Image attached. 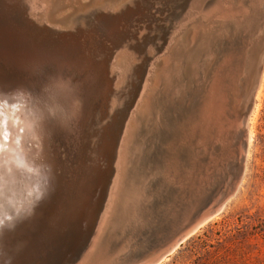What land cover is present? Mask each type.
I'll list each match as a JSON object with an SVG mask.
<instances>
[{"label": "bare ground", "instance_id": "6f19581e", "mask_svg": "<svg viewBox=\"0 0 264 264\" xmlns=\"http://www.w3.org/2000/svg\"><path fill=\"white\" fill-rule=\"evenodd\" d=\"M120 1H123V0H120ZM237 1L238 0H217L216 4H215L216 0L215 1L211 0V1L205 2V3H203L202 1H198V2H194L193 4L192 3L189 4L190 7L187 4L188 2H186L181 8L182 12L180 13L179 17H182L184 15V13L186 11V7H187V11L189 9L188 14H186L187 17L190 13V19H189V23H187V28L185 29L184 27H182V28H184L183 30L181 29L182 31L177 30L175 33H173V35L171 34L170 37H172V38L170 39V44L168 45V47H166L165 51L163 52L165 54L163 55V53H162L161 58L158 61H155L152 65H150L149 71L146 74H144L142 76V75H139L140 73H138V77L135 80H131L132 76L129 75L130 64H129L128 60L126 58H124L123 55H116L114 58V62H113L112 66L113 67H120V69H123V70H120L115 81H118V85L124 84L126 86V87H124L126 90L124 92V94H125L124 101H126V103H123V101H121V104L120 103L118 104V102H116L115 100L112 101L111 98L110 99L107 98L105 100L101 99L99 101H95L94 103H92L90 106L91 107L90 113H89L90 116L88 117V125L89 126L86 127V131L83 134H82V120L84 117L83 116L84 112L86 111V109H84V108H86V107H85V104L83 105L84 101L82 100L81 96L79 94H77L76 92L72 91V85H70L68 83L69 82L68 80H70L69 78L63 79V77H65V76H61V77L60 76H56V77L52 76L51 82H48V84L46 86V87L50 88L47 90V93H45V94L41 93L37 89L36 90L37 92H35V94L31 95L30 100L19 96L20 94H18L17 96H14L12 98L10 96L6 97L2 93V90H0V96L3 97V103H2V105H0V108H2V111H3V119H4L5 128L7 129V128L11 127V128H15V129H19V128L25 129L23 134H20L19 132H17V134L13 138V140H11L10 142L3 145L5 152H4L3 159L0 160V219L3 220V223L5 225L6 224L7 225L13 224L15 222L16 218L19 217L20 215H26L27 213L32 212V211L34 213L38 214L45 205H49L50 202H46L45 204H43V201L48 196L47 188H48V186H50L51 192L53 195L54 191L56 189L55 186L58 185L57 177H54V175H53V165H55V164L57 165L59 163L58 162L59 158L57 155H54L55 158L52 157L53 147H51V145H53V143L54 144L57 143L59 147L61 145L62 146L65 145V143L67 144L66 147L75 145L76 149H78V151H79L78 156L81 157V161L84 160L89 167V171L92 175V177H91L92 181L93 182L95 181V183H96L95 187L99 188L101 190L104 189L105 191H109V193H110L109 196L107 195L108 196V201H107L108 203H107L106 210L104 213V219H103L102 224H101V230L103 232V235L105 233H107V246H108L107 250H106L108 252V254H107V256L104 257L105 258L104 264H117L118 261L119 262L121 261L123 264H156L159 261H161L160 264H162L164 261H166L168 256L176 253V251L180 248V246L191 235L196 233L200 228L204 227L212 218H214L216 215L221 213L224 210V208L226 207L229 200L232 198V196L236 192L238 186L240 185L242 171H243V169H245L244 167H245L246 155L248 152L249 138H248V134H247V130H246V122H247L248 115H244L243 111L238 112V114L236 115V120L232 123L233 127L230 126V127H232L231 128L232 130H230L232 132H230V131L225 132L226 134L227 133H233L234 136L238 137V140L235 144V149L234 148H233L234 150L230 149V150H233V154H232L231 159H232L233 163L236 164V171L238 168L237 176L235 178H232V180L230 181V185H229L228 189L226 191H224L220 197L217 196L218 198L216 200H214L213 202L205 203V204H200V205L196 204L192 210H189L190 213H187V214L185 213L182 216L183 218H181L180 220L174 221L173 225L171 227H169V229H168L169 231L167 232V234L163 235L162 240L156 246L151 247V248L147 247V245L145 243H142V242L131 243L132 240H130L131 237L138 235L135 233L141 232V230L138 229V225H139L138 222L142 221V218L141 217L136 218V216L133 212L135 205H136V202L138 200L137 191L139 189L138 190L136 189V187H138V186H136L137 185L136 182L139 181V180H137V179H139V177L136 179L137 181H135V180L132 181L130 179L131 173H130L129 166L132 164V160H134V159L131 160L133 152L136 149H138V151L140 150V148H137V146L141 144V143L139 144L138 139L143 138V137L139 136V134H140L139 129H141V125H142V127L147 125V123L149 121L148 118L150 117V115H152L153 110L157 109V108L154 109V105L156 103L155 98L150 96L151 95L150 92H151L153 86L155 84L156 85L158 84V86H160V85L166 86L169 83V85H167L166 87H169L168 93H170L169 90L172 93V90H174V89H172V85L175 81V80H173V78H174V76L178 77V75L183 72L182 71L183 68H185L184 76H183L184 80H186V78H188L189 74L191 76L193 74L192 78L195 79L194 74H196L197 72L200 71V69H202V67L199 66L200 67L199 71H196V73H194V69H195L194 67H198V66H196V63L198 62V60L200 61V58H202V56L203 57L206 56V54L208 53L209 50L213 51L210 48H208L209 50L207 48H206V50H204V47L205 46L211 47L210 45L216 40L217 35H218L219 31L221 30L222 26L227 24L226 29L228 28L229 30H233V31L235 29H237L236 25H239V24L241 25V23H239V22L243 19V16L244 17L247 16V15H241V14H245L247 11H250L249 10L250 8L247 9V11L244 9L241 10L240 8H242V6H240V8H238V5H237L238 2ZM250 1H252V0H244V4H247V3L249 4ZM257 1L260 2L262 0H257ZM47 2H49V0H32L31 12L33 13L36 11H43V9L47 10L48 5H49V4H46ZM97 2H99V0H95L93 2L92 6H95ZM251 4L253 5L254 3L252 2ZM253 7L256 8V6H253ZM260 8L262 9L261 6H260ZM254 10H256V9H254ZM257 12L258 11H256V13ZM260 12H262V11H260ZM256 18L258 19L259 17L257 16ZM262 18H264V17H262ZM262 18H259V19L261 20ZM236 19L240 20L239 22H237L239 24L234 23ZM229 21H231L230 23H234V24H230ZM247 21L249 22L250 19L248 18L246 20V22ZM263 23H264V21H263ZM242 24L244 25V22ZM259 25H261V24H259ZM259 25L255 27L256 29L254 28L255 31H257V27H259ZM249 26H250V24H249ZM254 26H255V24H254ZM244 27H245V25H244ZM251 27H252V25H251ZM251 27L248 28L249 33L254 32V31L250 32V30H254L253 28L250 29ZM228 29L225 31H228ZM258 29H260V28H258ZM239 32H240V30H239ZM239 32H238V34H239ZM254 33H252V34H254ZM228 34H232V32L228 33ZM230 36H232V35H230ZM228 41H231V40H228ZM208 44H210V45H208ZM219 46H220V44H219ZM230 46H232L231 43H230ZM216 47H218V45H216ZM217 49H220V47ZM213 53H215V55H216L217 52L213 51L212 54ZM215 59H217V58H215ZM244 59H245V57H244ZM203 60H201V61H203ZM206 60L207 59H205V62H206ZM217 61L221 62V60H217ZM224 61L227 62V60H224ZM238 63H240V62H238ZM206 64H207V62H206ZM187 66H190V68H193V69L190 70V68L188 69ZM203 66L208 68L209 65L207 64L206 66L205 65H203ZM180 70L182 71L181 73H179ZM212 71H213V69H212ZM239 73H240V71H239ZM202 74H205V73L202 72ZM213 74H215V73H213ZM224 74L222 73V75H224ZM196 75L198 76V74H196ZM206 75H208V73ZM239 75H241V74H239ZM191 76H190V78H191ZM207 77H206V79H207ZM210 77L211 76H209V78ZM214 77H212L213 79H207L208 81L212 80L210 83H208V81H206L204 79V81H206L208 84H206L207 87L204 86L205 87L204 92H203V89H200V90H202L203 94H199V96L201 95L203 97L200 98L201 99L200 101L196 100L199 102L198 103L199 105L197 104L199 107L196 106L197 107L196 108L195 106H193L194 108H196V110L193 109L195 112H193V113L191 112L192 116L189 114L191 116V118L194 120L192 124H195L194 126H196V125L198 126L199 132H200L199 134L202 137H206L207 135H209V133H211L212 135H215V134H218V132H220L218 134V136H216V137H219L221 135L220 130H223L222 124H223L224 118L226 117V116L225 117L223 116V110H222L223 104L221 105L222 99H224V98L222 95H220L221 93L218 94V92H220L218 87L220 88V86H221V85L219 86V80H221V79L219 77H217L219 79H216ZM222 77H224V76H222ZM229 77H232V76H229ZM181 78H182V76H181ZM181 78L178 77L177 79L178 80L180 79L179 81H181ZM197 78H196V80L201 79V78H198V79ZM177 81H176L175 85H178V84L180 85L181 82L179 83V81L178 82ZM230 81H231V79H230ZM40 82H42V81H40ZM185 83H188V82H185ZM183 84H181V85H183ZM202 85H205V84H202ZM234 85H235V83H234ZM180 86H177V87L175 86V87L179 88ZM42 87L44 88V86H42ZM197 87H198V85H197ZM221 87H223V86H221ZM199 88H197V90ZM223 88H222V91H223ZM44 89H47V88H44ZM224 89H226V88H224ZM236 89H238V88H236ZM166 90H167V88H166ZM185 90H186V87H185ZM197 90H195V91H197ZM192 91H194V90H192ZM224 91H227V90H224ZM16 92L17 91H15L13 93H16ZM175 92H174V97H175ZM177 92H180L179 93L180 95L183 94V93H181L180 90ZM185 92L188 95L187 98H194L195 97V96L193 97V95H195V93L194 94L192 93V97H191V96H189L187 91H185ZM155 93L156 92H154V94ZM189 93H191V91ZM200 93H201V91H200ZM165 94H167V93L165 92ZM226 94H228V93H226ZM226 94H223V95H226ZM5 95H7V94H5ZM220 96L222 97V99L220 98ZM226 96H229V95H226ZM174 97H172V99ZM197 97H198V95H197ZM181 99H182V97H181ZM184 99H186V98H184ZM229 99L230 98L228 97V100ZM117 100H119V99H117ZM166 100H169V98H167ZM227 101L225 102V100H224L225 103H227ZM111 102H112V105H114V106H111L110 110L112 108H115V110L114 109H113L114 111L112 110L113 115L111 116L112 122L110 121L111 122V125H109L110 128L102 129V131L97 133V135L95 136L96 138L93 139L92 128L94 125L99 124L100 120L103 117L102 114H99V111H101V110L105 111V110L109 109V104ZM115 102L117 105L115 104ZM170 102H171V104H173L175 101H173V103H172V101H169V103ZM184 102L186 103V100H184ZM184 102H182V103H184ZM188 102H189V100H188ZM194 102L195 101H193V105H194ZM244 103H245V99H244L243 104ZM174 104H176V103H174ZM243 104L241 107L242 109L244 108ZM159 106L160 105L158 104V108L161 109L162 104L160 107ZM175 106L177 107V105H175ZM175 106H173V107H175ZM190 106H192V105H190ZM230 106L231 105H229V107ZM155 107H156V105H155ZM180 108L183 109V107H180ZM132 109H133V111H132ZM143 110H147L148 114L146 115V111H145L144 112L145 116L140 117L141 114L139 112H141ZM174 111L178 112V110H174ZM231 111H233V110H231ZM156 112H158V109ZM179 112H180V110H179ZM187 112H189V110ZM110 113H111V111H110ZM97 114H99L98 119H97ZM177 114H179V113H177ZM181 114L183 115V113H181ZM184 114H186V112ZM105 115H106V112H105ZM158 119H159V117H158ZM167 119L168 118H166V120ZM178 119H181V117L177 118V120ZM151 120H152V118H151ZM183 120H184V118H183ZM186 120H187V118L184 120V123H186ZM158 121L160 122V120H157V122ZM167 121H169V120H167ZM150 123H152V122L150 121ZM229 123H230V121H229ZM172 124L175 125L174 123H172ZM186 124H189V122ZM157 125L159 127V124H157ZM190 125H191V123H190ZM227 125L229 126V124H227ZM149 126H150V124H149ZM151 126H155V125H151ZM176 126H177V124H176ZM228 126H226V127H228ZM100 128H102V126ZM170 128L172 129V127H170ZM178 128H180V127H178ZM194 128H196V127H194ZM150 129H152V128H150ZM183 129H184V127H183ZM152 130H154V129H152ZM189 132H191V131H189ZM152 133H154V132H152ZM152 133L150 135H152ZM157 135H158V133H157ZM192 135H194V134H192ZM192 135H190V136H192ZM138 137H140V138H138ZM194 137H195V135H194ZM227 138L229 139L231 137L224 135L222 138V141L224 143H227L228 142ZM204 139L208 140L209 138L206 137ZM145 140H146V137H145ZM198 140H197V142L203 143V141H198ZM173 141H175V140H173ZM210 141H211V139L209 140V142ZM220 141H218V142H220ZM231 141H232V138H231ZM145 143L142 142V144H144V145H145ZM165 143H169V142L167 141ZM210 143H211L210 145H212V143H214V141L210 142ZM224 143L222 144V146L224 145ZM141 145L139 147H141ZM144 145H142V146H144ZM178 145H180V144H178ZM178 148H180V147H178ZM56 149L58 150V147ZM169 149H171V148H169ZM143 150H145V149H143ZM150 150L152 151V149H150ZM186 151L188 152V150H186ZM192 152H193V150L191 152H188V154L192 153ZM195 152H197V151H195ZM171 153H173V152H171ZM137 154H139V153H137ZM137 154H134V157ZM68 155L70 156V152ZM167 155H168V153H167ZM169 155H172V154H169ZM178 155L179 154H177V156ZM169 157H171V156H169ZM189 157L190 156L188 155V158ZM139 158L140 157H138V159ZM181 158H182V156H181ZM216 158H217V156H216ZM177 159H179V158H177ZM191 159H192V157H191ZM193 159H195V158L193 157ZM218 159L220 160V157H218ZM173 160H176V159L174 158ZM221 160H223V159L221 158ZM93 161H94V163L91 164V162H93ZM177 161L178 160H176V162ZM101 162H103L106 165V168H103L101 166V164H100ZM153 162H154V160H153ZM184 163L187 165L186 162H184ZM164 164H166V163L164 162ZM151 165H152V163H151ZM159 165L160 164H158V166ZM186 165H184V166H186ZM136 166L138 167L139 165H136ZM147 166H148L147 168H149L150 165L148 164ZM168 166L170 167V165H168ZM132 167H133V165H132ZM164 168L166 169V167H164ZM190 168H187V169L192 170L193 167H190ZM144 169H146V168H144ZM133 170H131V171H133ZM139 170H140V168H139ZM156 171H158L157 168H156ZM159 173H161V172H159ZM152 174H150V175H152ZM137 175H143L144 176V174H137ZM145 175H148V174H145ZM160 175L163 176V174H160ZM153 176H155V175H153ZM182 177H184V176H182ZM135 178H136V176H135ZM149 178H151V177H149ZM165 178H163V180ZM153 179H156V178H153ZM76 180L77 179L74 180V183L72 184V188L76 187V185H77ZM141 180H143V179H141ZM165 180H167V179H165ZM144 181L147 183V181H150V180L148 179L146 181V178H145ZM144 181H142V182H144ZM153 184H156V183H153ZM142 185H143V183H142ZM177 185L179 186L180 184H177ZM161 187L164 188L163 185H161ZM172 187H174V186H172ZM139 188H142V187H139ZM166 188L167 187H165L164 189L166 190ZM180 189H181V187H180ZM180 189H178V190H180ZM147 190H149V189H147ZM141 191H142V189H141ZM141 191H139V192H141ZM167 191H168V189H167ZM193 192H196V191H193ZM177 193L175 195H177ZM167 194H168V192H167ZM170 195H169V197H170ZM180 196L183 197L182 195H180ZM148 197L149 196H147V198ZM176 198H175V200H176ZM140 200H141V198H140ZM149 200H150V197H149ZM159 200H160V198H159ZM142 201H144V200H142ZM152 202H154V201L152 200ZM158 202H160V201H158ZM161 205L165 206V204H161ZM152 206L153 205H151V207ZM160 210L162 211L163 208L162 209L160 208ZM185 211H187V210H185ZM165 212H166V210H165ZM152 213L153 212H151V214ZM139 214H141V213L139 212ZM153 214H155V213H153ZM156 215H159V214H156ZM163 215H165V214H163ZM144 216L147 217L146 214ZM3 223H0V231L1 232L6 231L5 228L3 226H1V224H3ZM150 223H148V224H150ZM153 225H156V224L154 223ZM143 226H145V225H143ZM143 232H141V233L143 234ZM130 233L132 234L131 237L129 236L130 238H128L126 241H124L122 247L121 248L118 247V249H115V247H117L116 245L119 244L120 242H122L123 239L127 238L126 236H128ZM139 235H141V234H139ZM135 240H136V238H135ZM139 240H141V239H139ZM140 245L144 246L142 254H140L136 259H134V260L130 259L128 261V258L131 257L132 255H134V251ZM110 246H111V248H109Z\"/></svg>", "mask_w": 264, "mask_h": 264}, {"label": "water", "instance_id": "95a60500", "mask_svg": "<svg viewBox=\"0 0 264 264\" xmlns=\"http://www.w3.org/2000/svg\"><path fill=\"white\" fill-rule=\"evenodd\" d=\"M94 1L49 0L47 10L32 13V0H0V90L6 97L20 94L30 100L37 89L47 93L52 76L69 78L86 107L82 134L91 104L114 93L123 70L112 66L115 56L128 60L131 80L146 74L170 39L168 24L184 5L178 0H101L92 6ZM263 65L264 53L248 82L244 115L253 109ZM66 145V160L59 157L62 145H51L59 163L53 165L58 185L53 195L48 186L43 201L49 205L1 224L6 231H0V264H104L108 246L101 224L110 193L95 187L78 149Z\"/></svg>", "mask_w": 264, "mask_h": 264}, {"label": "rangeland", "instance_id": "374dc122", "mask_svg": "<svg viewBox=\"0 0 264 264\" xmlns=\"http://www.w3.org/2000/svg\"><path fill=\"white\" fill-rule=\"evenodd\" d=\"M52 1H54V0H52ZM198 1H202L203 3H205V2H209L211 0H198ZM198 1L197 0H193V1L192 0H178L177 3H179V6H180V5L188 2L187 4L190 7L189 4H191V3L193 4L194 2H198ZM99 2H101V0ZM237 2H238L237 3L238 8H240V6H242V8H240L241 10L244 9L247 11V9L250 8L249 9L250 11H247L245 14H241V15H247L248 17L243 16V19L241 21L236 19L237 21L235 20L234 23H236V24L241 23V25L240 24H239L240 26L236 25L237 29H235L234 31L229 30L228 28L227 29L229 32L225 31V30H227L226 29L227 24L222 26L221 30L219 31V33L217 35L216 40L211 45L208 44L211 47H209V46L204 47V50H206V48L207 49L210 48L214 52H217L216 53L217 56L215 55V53L212 54L213 51H211L209 49H208L209 51L207 50L209 54L207 53L206 56H204V57L202 56V58H200V61L198 60V62L196 63V66H198V67H194L195 68L194 73H196V71H199V68H200L199 66L202 67V69H200V71L196 73V74H198V76L196 74H194L195 75V79H194V78H192L193 74H192V76L189 74L188 78H186V80H184L183 76H184L185 68H183L182 69L183 72L181 70L179 71V73L182 72L181 73L182 75L181 74L178 75L179 78H181V76H182L181 81H179L180 79L178 80L177 79L178 77H176V76H174V78H173V80H175L173 85H172V89H174V90H172L173 94L171 93L170 90H169L170 93H168L169 87H166V86L169 85V83L166 86H163V85L158 86V84L157 85L155 84L154 85L155 87L153 86V88L150 92V94H151L150 96L155 98V102H156L155 103L156 107L154 105V109L157 108L158 112H156L157 109L153 110L152 115H150V117L148 118L149 121H148L147 125L143 126L144 128L141 125L142 130L139 129V131H140L139 136H141L143 138L138 137V138H140V139H138V141H139V144L140 143L142 144V142H144V143L146 142L145 145L142 144L145 147L142 146L141 144H140L141 147H139L140 145L137 146V148H140V150L141 149L142 150L141 151L139 150L140 151L139 152L138 149H136L134 151L135 153L133 152L131 160L132 159H134V160H132V164L129 166L130 173H131L130 179L132 181L139 180L136 182V184H137L136 186H138V187L135 186L137 190L139 189L137 191V194H138L137 198L139 201L137 200L133 212H134L136 218L137 217L142 218V221H140L141 223L138 222L139 223L138 229L141 230V232H143V231L144 232L142 234L141 232L138 233L136 231L137 233H135V234H138V235H135L133 237H131V235L133 234L131 232L132 234L130 233L128 236H126L127 238L123 239L122 242L117 244L116 245L117 247H115V249H118V247L121 248L124 241H126L130 237H131L130 240H132L131 243L142 242V243H145L147 245V247H149V248L156 246L162 240L163 235L167 234V232L169 231L168 230L169 227H171L173 225L174 221L180 220L181 218H183L182 217L183 214L190 213L189 210H192L196 204L200 205V204H205L208 202H213L214 200H216L218 197H220L222 195V193L224 191H226L228 189V187L230 185V181L237 174L236 164L233 163L231 158H232L233 150L235 149V144L238 140V137L234 136L233 133H227L226 134L225 132H229L230 130H232L231 129L233 127L232 123L236 120V115L238 114L239 111H243V109H244V108L242 109L241 107H242V104L244 102V99L248 96L249 79L251 78V76L253 75V73L255 71L254 69L256 68V66L259 62L260 56L264 53V26H263L264 25V23H263L264 18H262V17H264V12H263L264 11V0H262L260 2H258L257 0L256 1L252 0L249 3L250 5L248 3L244 4V0H238ZM252 2L254 3L253 5L251 4ZM216 3H217V0H216L215 4ZM259 5L262 7V9L260 8ZM253 6H256V8ZM254 9H256V10H254ZM259 10L262 11L263 13L260 12ZM256 11H258V12L256 13ZM181 12H182V9L177 8L176 14H175L174 18L172 19V22H170L168 24L171 27L170 33L172 35L177 30L182 31L184 28L186 29L187 23H189L190 13H189L188 17L186 15V14H188L189 9L187 11V7H186V11H185L184 15L182 17H179ZM257 16L259 18H262V19L261 20L259 18L257 19L256 18ZM171 18L172 17L170 16V19ZM248 18L250 19V21H249L250 23L248 21L246 22V20ZM230 22L231 21H229V23ZM237 22H239V23H237ZM243 22H244L245 27L242 24ZM234 23H230V24H234ZM249 24H250V26H249ZM254 24H255V26H254ZM259 24H261V25H259ZM251 25H252V27H251ZM258 25H259V27H257V31H255V29H256L255 27ZM248 26L251 27L250 29L255 28L254 30H250V32L254 31L255 33L252 32L254 34L249 33V29H248L249 27ZM182 27H184V28H182ZM258 28H260V29H258ZM239 30H240V32H239ZM231 32H232V34H228ZM238 32H239V34H238ZM171 34H170V36H171ZM230 35H232L233 37ZM171 38L172 37H170V39ZM170 39H168L166 47H168V45L170 44ZM228 40H231V41H228ZM230 43L232 46H230ZM219 44H220V46H219ZM216 45H218V47H216ZM166 47L163 49L162 52L159 51L160 53L156 57L154 62L158 61L161 58V55L165 51ZM219 47H220V49H217ZM243 49L244 50L246 49V50L244 51ZM164 54L165 53H163V55ZM244 57H245V59H244ZM215 58H217V59H215ZM205 59H207L206 62L209 65L208 68L203 66V65H205V66L207 65L205 62ZM201 60H203V61H201ZM217 60H221V62L217 61ZM224 60H227V62ZM238 62H240V63H238ZM187 67H188V69L190 68V66H187ZM192 69L193 68H190V70H192ZM212 69H213V71H212ZM262 69H263V72H262L258 87L256 88L255 92L252 95L254 106H253L252 111L248 114V118H247V122H246V130H247V134H248V138H249L248 152L246 155V161H245V167H244L245 169H244L243 177H242V180L240 182V186H239L236 194L229 200L226 207L224 208V210L221 213L216 215L204 227L200 228L195 234H193L186 242H184L180 246V248L176 251V253L167 257L166 261H164L162 264H264V65H263ZM148 71H149V69H148ZM229 71L230 72L232 71V72L230 73ZM239 71H240V73H239ZM202 72L205 74H202ZM207 73H208V75H206ZM213 73H215V74H213ZM222 73L223 74L225 73V74L222 75ZM239 74H241V75H239ZM190 76L192 79L190 78ZM209 76H211V77L209 78ZM222 76H224V77H222ZM229 76H232V77H229ZM197 77L201 78L202 80L201 79H200L201 81L196 80ZM206 77H207V79H213L212 77H214L216 79L220 78L221 80H219V86L221 85L224 88H226V89H224L221 86H220V88L218 87V89L220 90V92H218V94L221 93L220 95H222L224 98V99H222V97L220 96V98L222 99L221 105L223 104L222 105L223 116L224 117L226 116L228 118L227 119L225 117L223 124H222L223 126L221 125L223 128V130H220L221 135L219 137H216V136H218V134L220 132H218V134H215V135H212L211 133H209V135L206 136L207 138H209L208 140L204 139L206 137L200 136L198 126L197 125L194 126L195 124H192L194 120L191 118L192 113L195 112L193 109L196 110V108H197L196 106L199 105L198 104L199 102L196 100L200 101L201 100L200 98L203 97L201 95L199 96V94H203L204 89H205L204 86L207 87L206 84H208L212 81V80L208 81L206 79ZM217 77H219V78H217ZM176 79L179 81V83L180 82H181V84L184 83L186 86L184 84L183 85L180 84L181 85L180 86L178 83H177L178 85H175L176 81H177ZM204 79L206 81H208V83L206 81H204ZM230 79H231V81H230ZM185 82H188V83H185ZM234 83H235V85H234ZM202 84H205V85H202ZM197 85H198V87H197ZM175 86L176 87L180 86V87L176 88ZM182 86L183 87L185 86L186 90H185V87L183 88ZM124 87H126L124 84L118 85V81H115V85H114L115 91L111 96L112 101L115 100L116 102H118V104L119 103L121 104V101H123V103H126V101H124V99H125L124 92L126 91ZM166 88H167V90H166ZM197 88H199V89L197 90ZM222 88H223V91L224 90H227V91L223 92ZM236 88H238V89H236ZM200 89H203V92ZM179 90L183 94L180 95L179 94L180 92H177ZM192 90H194V91H192ZM195 90H197V91H195ZM164 91L168 95L165 94ZM185 91H187L189 96H191V97H192V93L193 94L195 93V95H193V97L194 96L195 97L194 98H187L188 95ZM190 91H191V93H189ZM200 91H201V93H200ZM154 92H156V93L154 94ZM174 92H175V97H174ZM226 93H228V94H226ZM223 94H226L229 96H226ZM197 95H198V97H197ZM172 97H174L175 99L174 98L172 99ZM181 97H182V99H181ZM228 97L230 98L229 100H228ZM165 98L166 99L169 98V100H166ZM184 98H186V99H184ZM117 99H119V100H117ZM187 99L189 100V102ZM184 100H186V103L184 102ZM224 100H225V102L228 100L227 103H225ZM169 101H172V103H173V101H175L174 103H176V104H174V103L171 104V102L169 103ZM193 101H195L194 105H193ZM116 102H115V104H116ZM182 102H184V103H182ZM158 104L160 106L162 104V106H161L162 110L160 108H158ZM175 105H177L178 108ZM190 105H192V106H190ZM229 105H231V106L229 107ZM243 105L245 106V103ZM111 106H114V105H112V102L109 104V109H107L105 111H102V110L99 111V114H102L103 117L100 120V123L97 125H94L92 128L93 139L96 138L95 136L97 135V133L102 131V129L110 128L109 125H111V122H112L111 116L113 115L112 110L113 109L115 110V108H112L110 110ZM173 106H175V107H173ZM193 106H195L196 108H194ZM180 107H183L184 110L181 109ZM133 109H132V111H133ZM174 110H178V112L174 111ZM179 110H180V112H179ZM188 110H189V112H187ZM231 110H233V111H231ZM110 111H111V113H110ZM145 111H146V115L148 114L147 110H143V111L139 112L141 114L140 117L145 116V113H144ZM105 112H106V115H105ZM185 112H186V114H184ZM177 113H179V114H177ZM181 113H183V115ZM99 114H97V119L99 117L98 116ZM158 117H159V119H158ZM180 117H181V119L177 120V118H180ZM151 118L153 121L151 120ZM166 118H168L167 120H169V121H167ZM183 118H184V120L187 118L186 123L189 122V124L184 123ZM157 120H160V122L158 121L159 122L158 123ZM150 121L152 123H150ZM229 121H230V123H229ZM172 123H174L175 125H173ZM190 123H191V125H190ZM149 124H150V126H149ZM157 124H159V127ZM176 124H177V126H176ZM227 124H229V126ZM151 125H155V126H151ZM101 126H102V128H100ZM226 126H228V127H226ZM230 126H232V127H230ZM170 127H172V129ZM178 127H180V128H178ZM183 127H184V129H183ZM194 127H196V128H194ZM150 128H152L154 130H152ZM189 131H191V132H189ZM152 132H154V133H152ZM230 132H232V131H230ZM151 133H152V135H150ZM157 133H158V135H157ZM192 134H194L196 138ZM190 135H192V136H190ZM224 135L230 136L232 138V141H231V138H229V139L227 138L228 142L224 143L222 141V138ZM145 137H146V140H145ZM210 139H211L210 142L214 141V143H212V145H210L211 144L209 142ZM173 140H175V141H173ZM197 140L203 141V143L197 142ZM167 141L169 143H165ZM218 141H220V142H218ZM223 143H224V145L222 146ZM178 144H180V145H178ZM62 147L59 148V152H61L59 157L62 160H66V155L68 154V152L65 151L64 147L63 148ZM178 147H180V148H178ZM169 148H171V149H169ZM143 149H145V150H143ZM150 149H152V151ZM179 149L180 150L182 149V150L180 151ZM230 149H233V150H230ZM186 150H188V152H191L193 150V152L188 154V152ZM195 151H197V152H195ZM171 152H173V153H171ZM137 153H139V154H137ZM167 153H168V155H167ZM186 153L190 156L189 158H188V155ZM134 154H137V155H135V157H134ZM169 154H172V155H169ZM177 154H179V155L177 156ZM169 156H171V157H169ZM181 156H182V158H181ZM216 156H217V158H216ZM138 157H140V158L138 159ZM191 157H192V159H191ZM193 157L195 159H193ZM218 157H220V160H221V158L223 159V160H221L223 163L218 159ZM174 158L176 160H178L179 162L177 161L178 162L177 163L176 160H173ZM177 158H179V159H177ZM153 160H154V162H153ZM183 161L186 162L187 165ZM164 162L166 164H164ZM93 163H94V161L91 162V164H93ZM151 163H152V165H151ZM148 164L150 165L149 168H147ZM158 164H160V165L158 166ZM183 164L186 166H184ZM132 165H133V167H132ZM136 165H139L138 167L140 168V170ZM168 165H170V167ZM164 167H166V169ZM186 167L187 168L193 167V168H192V170H190L191 168L187 169ZM144 168H146L147 170ZM156 168L158 171H156ZM131 170H133V171H131ZM159 172H161V173H159ZM136 173L137 174H144V176L143 175H137ZM145 174H148V175H145ZM150 174H152V175H150ZM160 174H163V176ZM153 175H155V176H153ZM181 175L184 177H182ZM135 176H136V178H135ZM138 177H139V179H137ZM149 177H151V178H149ZM145 178H146V181L148 179L150 181H147V183H146L144 181ZM153 178H156V179H153ZM163 178H165L167 180H165V179L163 180ZM141 179H143V180H141ZM188 180L189 181L191 180V181L189 182ZM142 181H144L145 183ZM142 183H143V185H142ZM153 183H156V184H153ZM177 184H180L179 186L181 187V189ZM161 185H163L164 188L167 187L166 190L164 188H162ZM172 186H174V187H172ZM139 187H142V188H139ZM141 189H142V191H141ZM147 189H149V190H147ZM167 189H168V191H167ZM178 189H180V190H178ZM139 191H141V192H139ZM166 191L168 192V194ZM193 191H196V192H193ZM176 193H177V195H175ZM169 195H170V197H169ZM180 195H182L183 197H181ZM147 196L150 197V200H149V197L147 198ZM140 198H141V200H140ZM159 198H160V200H159ZM175 198H176V200H175ZM142 200H144V201H142ZM152 200L154 202H152ZM158 201H160V202H158ZM161 204H165V206H163ZM151 205H153L152 206L153 208L151 207ZM160 208L161 209L163 208V210H162L163 212L160 210ZM165 210H166V212H165ZM185 210H187V211H185ZM139 212L141 214H139ZM151 212H153L155 214L152 213L153 214L152 215ZM145 214L147 217L144 216ZM156 214H159V215H156ZM163 214H165V215H163ZM148 223H150V224H148ZM154 223L156 225H153ZM143 225H145V226H143ZM139 234H141V235H139ZM135 238H136V240H135ZM138 238L141 240H139ZM143 249H144V246L140 245L134 251L133 258H129V259H133V260L136 259L140 254H142Z\"/></svg>", "mask_w": 264, "mask_h": 264}, {"label": "snow or ice", "instance_id": "6c2138e0", "mask_svg": "<svg viewBox=\"0 0 264 264\" xmlns=\"http://www.w3.org/2000/svg\"><path fill=\"white\" fill-rule=\"evenodd\" d=\"M2 103H3V97L0 96V105H2ZM24 131L25 129L23 128L15 129L9 127L6 129L4 126L3 111L2 108H0V160H2L4 157L5 149L3 145L13 140L17 132L23 134ZM0 223H3L2 219H0Z\"/></svg>", "mask_w": 264, "mask_h": 264}]
</instances>
